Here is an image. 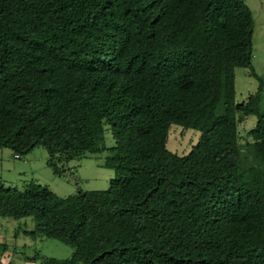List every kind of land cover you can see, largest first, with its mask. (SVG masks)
<instances>
[{
	"label": "trees",
	"instance_id": "trees-1",
	"mask_svg": "<svg viewBox=\"0 0 264 264\" xmlns=\"http://www.w3.org/2000/svg\"><path fill=\"white\" fill-rule=\"evenodd\" d=\"M255 30L246 0H0V147H45L58 175L107 152L115 172L68 196L0 179V217L74 250L37 264H264ZM239 67L260 80L241 103ZM174 125L201 133L188 154Z\"/></svg>",
	"mask_w": 264,
	"mask_h": 264
},
{
	"label": "rangeland",
	"instance_id": "rangeland-1",
	"mask_svg": "<svg viewBox=\"0 0 264 264\" xmlns=\"http://www.w3.org/2000/svg\"><path fill=\"white\" fill-rule=\"evenodd\" d=\"M256 18L254 36V67L264 79V0H246ZM238 102H244L258 91L260 80L251 75L250 69H237ZM264 109V101H263ZM255 117L246 122L242 129L251 127ZM201 133L174 125L168 148L180 154H188L197 144ZM115 139L108 132L107 145L113 146ZM107 152L74 160L67 175H58L50 164V155L45 147H37L27 156L17 157L9 148L0 147V179L8 186L23 188L25 184L39 182L53 191L68 196L82 190H107L115 172L104 166ZM36 221L33 217L17 220L13 217H0V264H37L45 257L69 258L74 250L57 239L34 237L26 230L33 231ZM37 257V259H36ZM36 260V261H35Z\"/></svg>",
	"mask_w": 264,
	"mask_h": 264
},
{
	"label": "clouds",
	"instance_id": "clouds-1",
	"mask_svg": "<svg viewBox=\"0 0 264 264\" xmlns=\"http://www.w3.org/2000/svg\"><path fill=\"white\" fill-rule=\"evenodd\" d=\"M17 157H19V158H20L21 156L17 154Z\"/></svg>",
	"mask_w": 264,
	"mask_h": 264
}]
</instances>
